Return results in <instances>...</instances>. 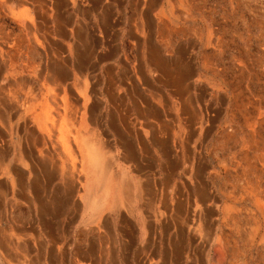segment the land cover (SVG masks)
<instances>
[{
  "label": "rangeland",
  "instance_id": "374dc122",
  "mask_svg": "<svg viewBox=\"0 0 264 264\" xmlns=\"http://www.w3.org/2000/svg\"><path fill=\"white\" fill-rule=\"evenodd\" d=\"M158 1L145 8L161 11L154 26L181 32L213 101L201 95L197 136L185 120L174 140L191 145L180 184L150 186V205L142 186L140 201L93 212L87 152L74 143L91 138L72 85L53 73L69 66L81 26L109 27L117 0H0V264H264V0ZM31 98L35 168L15 129Z\"/></svg>",
  "mask_w": 264,
  "mask_h": 264
},
{
  "label": "crops",
  "instance_id": "0c3cea01",
  "mask_svg": "<svg viewBox=\"0 0 264 264\" xmlns=\"http://www.w3.org/2000/svg\"><path fill=\"white\" fill-rule=\"evenodd\" d=\"M149 1L117 0L107 29L88 22L80 33L75 30L76 53L69 66L53 73L54 81L60 83L64 75L62 83L72 85L78 128L91 138L83 145L75 138L74 143L76 152H87L90 169L85 177L93 180L84 181L90 186L83 199L93 212L106 208L108 201L111 211L123 200L140 201L142 186L149 187L145 202L150 205V186L180 184L185 170L191 168L184 159L191 145L178 147L174 140L185 120L191 121L188 135L195 138L198 123L192 120L198 116L201 95L203 104L211 106L213 101L210 89L199 82L194 51L185 48L177 28L165 34L154 26L161 11L148 12ZM158 2L150 3L149 9L161 8ZM27 103L31 115L15 129L21 132L18 153L27 154L26 161L35 168V98ZM19 114L14 109L11 115ZM8 168L17 170V181H26L22 165ZM99 187L101 197L90 198ZM153 199L165 201L159 194ZM48 202L55 205L57 201L49 196Z\"/></svg>",
  "mask_w": 264,
  "mask_h": 264
}]
</instances>
